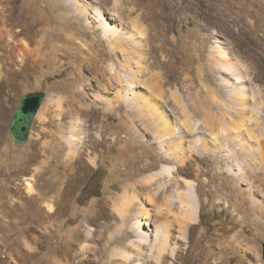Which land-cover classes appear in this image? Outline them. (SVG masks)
<instances>
[{
	"label": "rangeland",
	"instance_id": "rangeland-1",
	"mask_svg": "<svg viewBox=\"0 0 264 264\" xmlns=\"http://www.w3.org/2000/svg\"><path fill=\"white\" fill-rule=\"evenodd\" d=\"M263 243L264 0H0V264H264Z\"/></svg>",
	"mask_w": 264,
	"mask_h": 264
},
{
	"label": "water",
	"instance_id": "water-1",
	"mask_svg": "<svg viewBox=\"0 0 264 264\" xmlns=\"http://www.w3.org/2000/svg\"><path fill=\"white\" fill-rule=\"evenodd\" d=\"M45 97L43 92L27 93L20 97L9 128L10 138L15 145H24L29 140L32 124Z\"/></svg>",
	"mask_w": 264,
	"mask_h": 264
},
{
	"label": "bare ground",
	"instance_id": "bare-ground-1",
	"mask_svg": "<svg viewBox=\"0 0 264 264\" xmlns=\"http://www.w3.org/2000/svg\"><path fill=\"white\" fill-rule=\"evenodd\" d=\"M56 3H61V2H63V1H65V2H67V0H54ZM69 8L71 9V8H73V6H72V4H69ZM92 13H94V14H97V12H92ZM64 19V18H63ZM106 30H108V31H114V26L112 25V24H109L107 27H106ZM49 32V31H48ZM47 33V32H46ZM50 33H52V36H54L53 34H55L56 35V33L57 32H55L54 30H51L50 31ZM48 35H50V34H48ZM136 104V103H135ZM149 107V106H148ZM153 109H155V106H153L152 107ZM159 175V174H158ZM191 189H192V187H190ZM191 194V193H190ZM186 197H188V194L186 195ZM191 200H193L192 198L191 199H188L187 200V203H189L191 206H193L194 207V209H192V211L190 212V217L192 218V219H195L196 217H197V214H198V210H199V207H198V205L197 204H195V201H194V203L193 204H191ZM136 232H137V235H138V237L140 238V241H142V242H145L146 241V239H147V235H146V233L142 230V228H141V224H138V226H136ZM162 253V252H161ZM127 256V255H126Z\"/></svg>",
	"mask_w": 264,
	"mask_h": 264
},
{
	"label": "flooded vegetation",
	"instance_id": "flooded-vegetation-1",
	"mask_svg": "<svg viewBox=\"0 0 264 264\" xmlns=\"http://www.w3.org/2000/svg\"><path fill=\"white\" fill-rule=\"evenodd\" d=\"M261 255H262V259L264 261V243L262 244Z\"/></svg>",
	"mask_w": 264,
	"mask_h": 264
},
{
	"label": "crops",
	"instance_id": "crops-1",
	"mask_svg": "<svg viewBox=\"0 0 264 264\" xmlns=\"http://www.w3.org/2000/svg\"><path fill=\"white\" fill-rule=\"evenodd\" d=\"M126 251L122 250V253H125Z\"/></svg>",
	"mask_w": 264,
	"mask_h": 264
}]
</instances>
